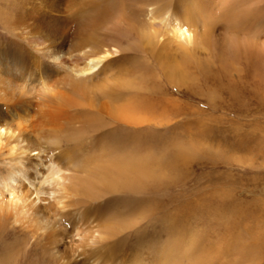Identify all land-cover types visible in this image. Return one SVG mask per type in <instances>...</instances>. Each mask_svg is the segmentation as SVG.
<instances>
[{
  "label": "rangeland",
  "instance_id": "374dc122",
  "mask_svg": "<svg viewBox=\"0 0 264 264\" xmlns=\"http://www.w3.org/2000/svg\"><path fill=\"white\" fill-rule=\"evenodd\" d=\"M263 1L254 13H264ZM11 5L0 0L1 11ZM27 22L18 31L30 36ZM5 30L0 18V35ZM202 54L184 64L180 82L142 46H124L121 69L102 73L122 72L123 60L132 83L122 88V121L85 113L64 125L60 143L42 137L53 127L37 122L33 107L29 155L40 153L45 170L63 153L55 160L68 170L66 195L41 180L24 181L14 195L0 191V264H264V68L234 58L219 66ZM17 84L23 102H40L30 91L47 101L54 95L30 80ZM120 163L123 183H114L122 186L107 187L96 173L109 169L119 179Z\"/></svg>",
  "mask_w": 264,
  "mask_h": 264
},
{
  "label": "bare ground",
  "instance_id": "6f19581e",
  "mask_svg": "<svg viewBox=\"0 0 264 264\" xmlns=\"http://www.w3.org/2000/svg\"><path fill=\"white\" fill-rule=\"evenodd\" d=\"M11 1L13 10L16 6L14 11L9 13L0 8V18L8 32L0 35V101L4 99V107L8 108L4 112L0 104V151L4 150L6 156L0 170V191L13 195L20 188H27V181L34 186L38 180L48 183L53 193H63L60 198L66 195L68 170L64 171L56 162L64 159L63 153L57 158L51 155L48 164L43 165L45 170L38 169L40 151L35 158L29 155L36 150L28 147L33 134V107L38 110L37 122L53 127L42 136L49 143H60L66 137L61 135L65 132L64 125L73 118L85 117L80 116L85 113L108 114L122 121V88L132 83L123 69V60L122 72L108 76L102 73L111 66L121 69L118 62L124 46H142L172 81L177 76L182 82L179 77L183 76L184 64L196 63L202 52L211 55L219 66L234 58L256 70L264 68V13L253 11L262 0ZM8 5L2 7L10 8ZM142 6L147 18L140 20ZM26 20L33 31L30 36L18 31ZM21 80H30L40 88L49 87L54 95L47 101L41 93L29 90L40 102H23L26 92L17 84ZM120 164L114 166V176L119 179L111 178L109 169L103 174V168L98 169L100 174L96 173L98 179L107 187H121L122 184L114 183L122 182ZM30 172L34 175H29ZM56 203L63 208V201ZM4 211L9 214L10 210ZM18 217L15 215L14 219L19 221Z\"/></svg>",
  "mask_w": 264,
  "mask_h": 264
}]
</instances>
